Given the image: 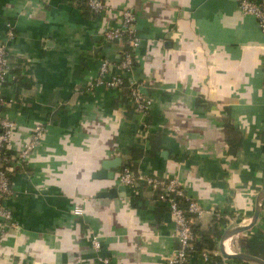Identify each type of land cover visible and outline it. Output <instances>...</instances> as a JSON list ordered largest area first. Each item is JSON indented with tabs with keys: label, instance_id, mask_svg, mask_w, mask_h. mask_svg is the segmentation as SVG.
Returning <instances> with one entry per match:
<instances>
[{
	"label": "crops",
	"instance_id": "0c3cea01",
	"mask_svg": "<svg viewBox=\"0 0 264 264\" xmlns=\"http://www.w3.org/2000/svg\"><path fill=\"white\" fill-rule=\"evenodd\" d=\"M85 1L0 0L10 63L2 92L14 98L4 111L17 122L11 152L44 125L39 145L10 176L4 204L16 226L0 222V264H101L99 254L111 264H167L178 247L168 208L144 185L119 182L126 164L177 178L209 211L194 222L198 241L215 219L225 223L221 232L250 220L264 188L257 20L235 0H103L110 10L98 13ZM128 6L140 39L136 72L153 99L146 115L134 112L125 90H87L101 57L117 59L118 42H105L103 33ZM76 206L82 214L73 213ZM244 237L264 241V197L256 224L232 237L228 250L245 252ZM218 242L205 247L210 260L196 252L186 264L246 263L222 257Z\"/></svg>",
	"mask_w": 264,
	"mask_h": 264
},
{
	"label": "built area",
	"instance_id": "2783aa9c",
	"mask_svg": "<svg viewBox=\"0 0 264 264\" xmlns=\"http://www.w3.org/2000/svg\"><path fill=\"white\" fill-rule=\"evenodd\" d=\"M235 1L243 14L253 16L257 20L260 30L264 34V0ZM85 2L94 13L110 10L103 0H86ZM136 18L137 15L133 7L128 6L121 11L119 24L103 33L105 42L110 43L117 40L118 56L115 60L107 56L101 57L97 77L89 84L87 90L91 91L96 87L125 90L134 112L146 115L153 99L143 91L142 80L136 72L135 51L140 46V39L134 29ZM5 35L6 40H11L14 37L10 24H7ZM9 70L10 63L6 43L0 38V222L14 227L16 224L13 220V212L4 204V200L12 193L10 176L16 166L26 163L29 155L39 145L44 125L36 124L32 135L22 148L17 153L11 152V134L17 126V122L7 116L4 107L13 103L14 98L4 95L2 92ZM145 127V123L141 124L138 133L141 134ZM119 182L135 190L144 185L157 195L159 201L166 204L174 225V236L178 242V247L170 254L167 264H186L189 257L197 252L195 248L197 236L193 230L194 222L209 211L193 199L175 177H160L122 166L119 172ZM82 212L80 206L73 209L75 215H80ZM210 213L213 212L210 211ZM216 216L220 217L219 214ZM90 241L94 250L100 253L99 235L91 233ZM199 254L203 260L208 261L209 252L207 250H200ZM97 259L101 264H111L109 256L99 254Z\"/></svg>",
	"mask_w": 264,
	"mask_h": 264
},
{
	"label": "water",
	"instance_id": "95a60500",
	"mask_svg": "<svg viewBox=\"0 0 264 264\" xmlns=\"http://www.w3.org/2000/svg\"><path fill=\"white\" fill-rule=\"evenodd\" d=\"M117 41V40H115ZM112 190H109L107 192H104L107 195H111ZM264 197V188L260 190L256 197H255V203H254V212L250 220H248L244 224L239 225H232L228 226L224 229L222 232L219 242H218V250L222 257L224 258H230V259H237L242 260L246 262L247 264H264V259H262L259 256L248 254L246 252H228L225 247L226 241L230 240L235 235L245 232L252 228L258 219L259 216V206H260V200Z\"/></svg>",
	"mask_w": 264,
	"mask_h": 264
},
{
	"label": "trees",
	"instance_id": "16d2710c",
	"mask_svg": "<svg viewBox=\"0 0 264 264\" xmlns=\"http://www.w3.org/2000/svg\"><path fill=\"white\" fill-rule=\"evenodd\" d=\"M125 166H128L132 169L130 164H126ZM218 224L223 226L225 223L222 222V220H220V219H215V224L213 226H211L206 231L200 232V234H199L200 240L198 241L196 238V241H195V248H196L197 252H199L200 250H207L205 247L212 249L216 246L217 241L219 240L221 233H222L221 232V226L219 228H217ZM193 230L196 233V229H195L194 225H193ZM239 243L246 253L259 256L262 259L264 258V241L247 239L244 237V238L240 239ZM210 258L211 257L209 254L208 260H210ZM245 264H247V263H245Z\"/></svg>",
	"mask_w": 264,
	"mask_h": 264
},
{
	"label": "bare ground",
	"instance_id": "6f19581e",
	"mask_svg": "<svg viewBox=\"0 0 264 264\" xmlns=\"http://www.w3.org/2000/svg\"><path fill=\"white\" fill-rule=\"evenodd\" d=\"M229 242H230L229 240L226 241V243H225V247H226V250H227L228 252H231V251L228 250V243H229Z\"/></svg>",
	"mask_w": 264,
	"mask_h": 264
}]
</instances>
